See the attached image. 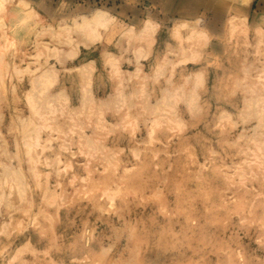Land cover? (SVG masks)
<instances>
[{"label":"rangeland","instance_id":"374dc122","mask_svg":"<svg viewBox=\"0 0 264 264\" xmlns=\"http://www.w3.org/2000/svg\"><path fill=\"white\" fill-rule=\"evenodd\" d=\"M244 2L0 0V264H264Z\"/></svg>","mask_w":264,"mask_h":264},{"label":"bare ground","instance_id":"6f19581e","mask_svg":"<svg viewBox=\"0 0 264 264\" xmlns=\"http://www.w3.org/2000/svg\"><path fill=\"white\" fill-rule=\"evenodd\" d=\"M251 2H252V0H245V2L243 3V4H241L243 7H245V8H249L250 7V5H251ZM237 8V7H236ZM235 8V9H236ZM101 11L100 10H95L94 12H92V15H93V17H97V16H100L101 15ZM82 18L84 17V16H81Z\"/></svg>","mask_w":264,"mask_h":264}]
</instances>
